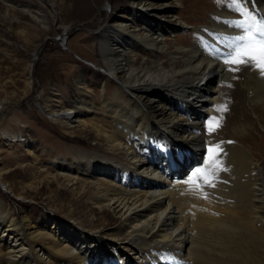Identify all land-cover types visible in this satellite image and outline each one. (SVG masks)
<instances>
[{"label":"bare ground","instance_id":"obj_1","mask_svg":"<svg viewBox=\"0 0 264 264\" xmlns=\"http://www.w3.org/2000/svg\"><path fill=\"white\" fill-rule=\"evenodd\" d=\"M3 1L31 16L35 37L72 31L67 0ZM127 1L119 11L105 0L106 14L80 33L100 42L97 94L77 72L68 100L61 82L46 95L48 103L58 99L59 107L49 106L55 121L95 143L54 156L55 171L37 165L17 199L44 194L49 210L38 217L0 199V264H264V137L256 126L264 129V74L254 64L225 63L226 38L242 35L233 25L248 16L227 0H206L209 21L179 12L192 0ZM244 2L264 16V0ZM188 26L195 32L183 45L189 37L178 31ZM29 30L21 28L23 39ZM33 58L34 69L38 53ZM241 77L248 111L213 143L211 129L226 115L224 82ZM23 145L36 159L35 143ZM82 206L117 226L80 224Z\"/></svg>","mask_w":264,"mask_h":264},{"label":"rangeland","instance_id":"obj_2","mask_svg":"<svg viewBox=\"0 0 264 264\" xmlns=\"http://www.w3.org/2000/svg\"><path fill=\"white\" fill-rule=\"evenodd\" d=\"M26 1L37 4L36 0L19 2ZM229 1L236 5L235 0H227ZM61 3L62 1H59V4ZM66 4H69L71 6L69 9L75 13L70 21L72 31L64 38L57 35L55 31H52L51 35L43 33L41 37H35L34 28L29 21L31 16L27 13L23 15L19 9L9 10L6 2L0 0V100H5L4 105L7 108L0 109V199L5 197L16 210L24 205L35 217L49 210L44 194L29 191L30 193H27L24 199L17 198L32 172L37 170V165L43 163L50 167L51 171H55L50 164L54 161V156L68 155L72 148H87L95 143L87 133L82 132L80 127L55 121L50 115L49 108L59 107L58 99L55 98L48 103L46 95L48 92H54L56 84L61 82L64 85L67 84L70 91L66 93L67 95L65 94L68 100L74 95L75 90L72 85L77 72L90 78V92L97 94L99 91L97 76L98 73L103 72V69L95 64L100 60L98 55L100 42L96 34L88 38L80 35L86 33L84 28L86 25L93 20H98L100 13L106 14L107 8L104 5L105 0H67ZM86 5L88 8H85ZM129 5L127 0H115V6L119 11ZM245 6L244 2V9ZM184 8H189L185 15L187 20L209 21L213 14L206 0L187 2L179 8V12ZM103 18L106 16L104 15ZM23 25L30 29V40L24 38L25 41L20 35ZM192 32L195 31L191 26H188L186 31H178L184 36ZM186 37L189 39L182 38L181 44L187 45V40H190L191 36L186 35ZM72 42H76L75 45ZM35 53H38V58L34 61L33 69L31 63ZM30 74L33 76L32 85ZM243 80L241 77L237 81L225 80L224 82L225 95L221 105H224L226 115L222 122L217 124L218 126L211 129L213 143L226 140V137L231 134L230 129L233 123L245 118L249 101L243 91ZM260 125L261 123L256 124L258 129H261L258 135L264 137V129ZM9 133L16 135V138ZM24 139L35 143L36 159L29 156L23 145ZM260 140L259 136L257 141ZM257 153L261 152L257 150ZM19 163L23 164L20 166ZM53 189L57 187L53 186ZM64 198L67 201L71 197L67 195ZM84 201L83 198H79L77 202L84 203ZM57 203L58 201L55 205ZM60 211L63 210L60 209ZM75 211L79 212L77 215L80 224L89 225L92 220L94 225H103L105 227L102 229L107 231L117 226L115 221L106 219L99 213L92 214L87 206H82ZM109 233L112 232L109 231Z\"/></svg>","mask_w":264,"mask_h":264},{"label":"snow or ice","instance_id":"obj_3","mask_svg":"<svg viewBox=\"0 0 264 264\" xmlns=\"http://www.w3.org/2000/svg\"><path fill=\"white\" fill-rule=\"evenodd\" d=\"M235 3L239 10L245 12L248 20L234 22L233 26L241 29L243 34L226 38L231 51L228 52L229 58L225 63L237 66L254 64L264 74V16L244 9V0H235Z\"/></svg>","mask_w":264,"mask_h":264}]
</instances>
